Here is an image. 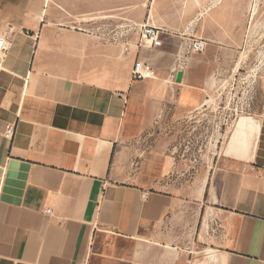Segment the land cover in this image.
<instances>
[{
  "label": "crops",
  "instance_id": "0c3cea01",
  "mask_svg": "<svg viewBox=\"0 0 264 264\" xmlns=\"http://www.w3.org/2000/svg\"><path fill=\"white\" fill-rule=\"evenodd\" d=\"M248 16V0H0V264H264V80L252 111L208 119ZM146 24L162 45H140ZM136 61L154 78L133 82Z\"/></svg>",
  "mask_w": 264,
  "mask_h": 264
},
{
  "label": "rangeland",
  "instance_id": "374dc122",
  "mask_svg": "<svg viewBox=\"0 0 264 264\" xmlns=\"http://www.w3.org/2000/svg\"><path fill=\"white\" fill-rule=\"evenodd\" d=\"M247 37L243 52L234 63L236 73L223 79V88L209 110L216 126L230 125L239 115L254 109L261 100L259 84L264 80V0H248ZM205 125V124H203Z\"/></svg>",
  "mask_w": 264,
  "mask_h": 264
},
{
  "label": "built area",
  "instance_id": "2783aa9c",
  "mask_svg": "<svg viewBox=\"0 0 264 264\" xmlns=\"http://www.w3.org/2000/svg\"><path fill=\"white\" fill-rule=\"evenodd\" d=\"M153 2L154 0H150ZM20 33H26L24 30H19ZM161 31L159 28L152 27L149 25H142L140 28V45H151L160 46L161 41ZM11 46V41L5 37L0 36V67L3 66L4 56L7 50ZM191 52L194 54H201L205 50V42L201 40L194 41L190 48ZM131 78L133 82L144 81L154 78L152 68L144 63L143 61H136L131 72ZM15 134V127H10L6 131L5 135L8 139H12ZM46 215H52L51 210H46Z\"/></svg>",
  "mask_w": 264,
  "mask_h": 264
},
{
  "label": "water",
  "instance_id": "95a60500",
  "mask_svg": "<svg viewBox=\"0 0 264 264\" xmlns=\"http://www.w3.org/2000/svg\"><path fill=\"white\" fill-rule=\"evenodd\" d=\"M182 79V72H178L177 74V82H181Z\"/></svg>",
  "mask_w": 264,
  "mask_h": 264
}]
</instances>
